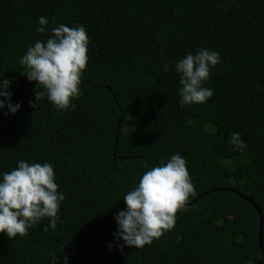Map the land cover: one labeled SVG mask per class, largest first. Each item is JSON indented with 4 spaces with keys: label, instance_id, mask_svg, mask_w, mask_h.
I'll return each instance as SVG.
<instances>
[{
    "label": "trees",
    "instance_id": "obj_1",
    "mask_svg": "<svg viewBox=\"0 0 264 264\" xmlns=\"http://www.w3.org/2000/svg\"><path fill=\"white\" fill-rule=\"evenodd\" d=\"M42 16L49 29L82 25L89 38L72 110L36 98L44 89L19 63L47 38L34 31ZM199 48L221 56L204 84L213 95L181 106L174 64ZM4 78L21 107L0 110V172L48 162L65 199L55 229L42 218L23 237L0 234V264H49L53 255L57 264L63 255L69 264H264L254 207L230 190L203 193L231 187L264 214V0H0ZM233 132L244 151L228 143ZM177 153L195 189L187 210L150 245L118 249L113 216L124 195L145 165Z\"/></svg>",
    "mask_w": 264,
    "mask_h": 264
},
{
    "label": "clouds",
    "instance_id": "obj_2",
    "mask_svg": "<svg viewBox=\"0 0 264 264\" xmlns=\"http://www.w3.org/2000/svg\"><path fill=\"white\" fill-rule=\"evenodd\" d=\"M48 24L47 18H38L39 26L34 31L41 35L48 33L47 38L39 37L27 47L19 63L27 80L44 89L35 94L36 98L46 95L57 110H72L75 104L71 101L83 94L80 85L88 62L89 38L82 25L69 27L61 23L49 29ZM220 62L218 52L205 48L188 52L175 62L181 106L203 104L212 97L213 90L204 84L209 80L211 69ZM168 70L167 64L162 65V71ZM10 84L9 79H0V97L3 98L0 110H4L5 116L15 114L21 107L18 102H11ZM228 143L236 152L247 148L239 132H233ZM145 167L147 170L138 183L124 195L125 207L113 216L116 223L113 239L118 249L125 245L143 248L173 229L177 211H186L190 197L195 195L186 160L180 154H173L156 166ZM54 176L50 163L30 164L25 160H19L10 171L0 172V234L9 239L17 235L23 237L42 218H48L45 231L48 227L56 228L65 196L57 190ZM112 247L109 243V250ZM62 260L63 264H69L66 255ZM49 264H57L54 255Z\"/></svg>",
    "mask_w": 264,
    "mask_h": 264
},
{
    "label": "water",
    "instance_id": "obj_3",
    "mask_svg": "<svg viewBox=\"0 0 264 264\" xmlns=\"http://www.w3.org/2000/svg\"><path fill=\"white\" fill-rule=\"evenodd\" d=\"M220 189H223V190H230L234 193H236L237 195H239L240 197H242L243 199H245L246 201H248L253 207L254 209L256 210L257 214H258V231H257V238H258V244H259V248H260V251L262 253V258L264 260V245H263V242H262V231H263V225H264V214H263V211L261 210V208L256 204V202L254 201L253 197L251 195H243L242 193H240L238 190L236 189H233L231 187H228V186H224V187H214L212 189H209V190H206L204 191L203 193L205 192H208V191H214V190H220ZM202 193V194H203ZM197 198V197H196ZM195 200V199H194ZM193 200V201H194ZM191 201V202H193ZM190 202H188L187 204H189Z\"/></svg>",
    "mask_w": 264,
    "mask_h": 264
},
{
    "label": "rangeland",
    "instance_id": "obj_4",
    "mask_svg": "<svg viewBox=\"0 0 264 264\" xmlns=\"http://www.w3.org/2000/svg\"><path fill=\"white\" fill-rule=\"evenodd\" d=\"M130 130H131L130 126L125 127V132H128V131H130ZM251 156H252L251 153H246V154H245L246 159H250Z\"/></svg>",
    "mask_w": 264,
    "mask_h": 264
}]
</instances>
